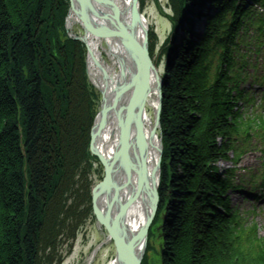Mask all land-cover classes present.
Instances as JSON below:
<instances>
[{"label": "trees", "instance_id": "1", "mask_svg": "<svg viewBox=\"0 0 264 264\" xmlns=\"http://www.w3.org/2000/svg\"><path fill=\"white\" fill-rule=\"evenodd\" d=\"M169 5L173 26L188 27L166 40L156 59L164 60L153 222L161 249L153 262L148 246L142 264H264V241L238 228L229 207L234 172L221 176L214 166L247 128L233 111L232 71L251 6ZM202 8L214 14L204 34L192 37L185 16H200ZM67 11L68 0H0V264H60L58 244L73 240L92 215L89 175L97 160L88 147L97 96L86 82L84 47L65 34ZM155 40L150 33L152 58Z\"/></svg>", "mask_w": 264, "mask_h": 264}, {"label": "water", "instance_id": "2", "mask_svg": "<svg viewBox=\"0 0 264 264\" xmlns=\"http://www.w3.org/2000/svg\"><path fill=\"white\" fill-rule=\"evenodd\" d=\"M69 2L70 10L85 29L84 36L77 40L83 44L86 43L90 50L87 49V52L90 53L87 69L91 81L96 79V73L103 72L119 83L109 108L104 107L102 93L99 117L102 118L104 113L114 116L115 124L119 125L117 134L122 135L120 155L125 161L126 169L132 165L138 178L137 189L133 196L119 205L115 216H112V205L119 199L120 191L123 190L124 185H118L119 188L114 190L105 208L100 206L98 194L99 191L110 189L112 185V181H108L110 167L114 166L115 161L108 164L104 157L93 150L92 140L97 127L94 124L91 131L90 151L101 162L105 176L103 181L96 185L92 191L93 214L104 227L115 247L114 263L109 262V264H140L147 231L159 202L156 182L161 149L159 148V139L154 132L159 125L162 84L148 57L146 28L142 25L138 0H130V7L128 0H121L122 9L112 14V17L115 18L113 20L114 27H112L110 10L104 9V2H110V0H69ZM122 14L125 26L129 22L127 28L120 22ZM77 27L80 34L79 24ZM92 27L98 29L101 39L107 44L106 47L88 37ZM138 28L143 35L141 43H138L136 37ZM118 42L128 54L130 63L121 60ZM103 54L110 62L109 64L106 61L109 65L104 62L106 57L103 58ZM91 56L98 59L106 72L94 65ZM124 96L127 101L125 104H120L119 101ZM154 112L155 126L153 128ZM144 134H148V143L144 140ZM130 151H134V154H130ZM135 200L134 220H128V229H122L120 232L118 220ZM127 236H131V238L127 240Z\"/></svg>", "mask_w": 264, "mask_h": 264}, {"label": "rangeland", "instance_id": "3", "mask_svg": "<svg viewBox=\"0 0 264 264\" xmlns=\"http://www.w3.org/2000/svg\"><path fill=\"white\" fill-rule=\"evenodd\" d=\"M143 14L149 23V30L155 32L157 40L155 43L156 52L159 53L160 46L166 40L167 36L170 35L171 27L169 22L163 16H169L170 11L167 8V0H145L143 7ZM68 31L73 34H79L77 23L72 24L68 27ZM201 27L196 26V31L200 30ZM155 54V57H157ZM156 58H154L155 60ZM162 71V64L159 67ZM246 85L243 84L242 88L246 90ZM256 150H248L240 157V164L238 168V180L240 184L245 185L248 180V185L246 189L241 191V194L234 193L231 194L232 203L239 208L241 211H246L249 209L250 199L247 196V191L252 187L250 181V176L254 174L255 177L259 175L260 165L263 161L262 155L258 152L257 145L255 144ZM229 157H231L229 155ZM95 172H91L89 175V180L92 182V186L96 185L100 181L101 168L94 165ZM221 170V169H220ZM93 171V169H92ZM258 192V191H257ZM256 192H251V195H255ZM262 214L256 216V222L258 224L259 233H264V205L259 209ZM157 228L160 226L159 223L156 224ZM154 229V246L159 243V228ZM106 234L103 229L96 223L92 218H86L85 221L76 231L75 238L73 240H64L62 243L58 244L57 253H59V258L62 260L61 264H105L109 259L113 257L114 250L110 243H105ZM58 242H60L58 240ZM73 245V250L68 246ZM93 256V257H92ZM91 258V259H90ZM90 260V261H89ZM55 264V263H53Z\"/></svg>", "mask_w": 264, "mask_h": 264}, {"label": "bare ground", "instance_id": "4", "mask_svg": "<svg viewBox=\"0 0 264 264\" xmlns=\"http://www.w3.org/2000/svg\"><path fill=\"white\" fill-rule=\"evenodd\" d=\"M104 3H105L104 9H107V7L114 9V6H116V9H120V10L122 9L121 0H110V2H104ZM128 6L130 7V0H128ZM112 14L113 13L110 11L112 27H114L113 20H115V18L112 17ZM120 22H122L123 25L125 26L123 14L120 17ZM75 23H76V18H75V14L72 11V13H70V15L67 18V28ZM128 24L129 22L127 23L125 28L128 27ZM142 25L146 28L149 27V23L146 20L144 14H142ZM141 32L142 31H140L139 28L136 31V37L138 43H141L143 41V35ZM118 46H119L121 60L130 63L128 54L124 49H122V47L119 45V42H118ZM104 75L106 74H104L103 72L96 73V79H93V83L96 86V88L103 93L104 107L109 108L115 96L114 91L116 87L119 85V83L111 79L109 76L107 75L104 76ZM126 101L127 99H125L124 96L120 99L119 103L125 104ZM96 125H97L96 132L92 140L93 150L95 151V153H98V155L104 157V159L107 161L108 164L115 161L114 166L110 167V176L108 179V181L110 180L112 181V185L110 189L99 191L98 203L100 204V206L102 208H105L106 203L111 198V195L113 194L114 190L119 188L118 185L121 184L124 185L123 190L120 191L119 199L114 205H112V216H115L117 214V209L119 205L122 202L128 201L133 196L135 190L137 189L138 178L134 172L132 165L126 169L125 161L120 155L122 135L117 134L119 125L115 124L114 116L104 113V116L102 118L100 117L98 118ZM144 140L146 143H148V134H144ZM130 154H134V151H130ZM157 185H158V181L156 182V187ZM135 203L136 200L130 205V207H128V210L124 211V215L121 218H119L118 224H119L120 232L122 229H128V220H134ZM130 238L131 236H127V240H129ZM145 241H147V239ZM145 247H146V242L144 244L142 251L145 250ZM114 260L115 258L111 260L110 263H114Z\"/></svg>", "mask_w": 264, "mask_h": 264}]
</instances>
